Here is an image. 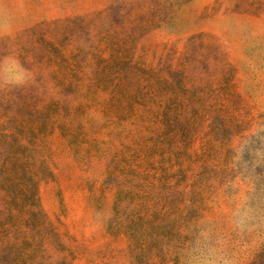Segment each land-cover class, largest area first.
Returning <instances> with one entry per match:
<instances>
[{
  "label": "rangeland",
  "instance_id": "1",
  "mask_svg": "<svg viewBox=\"0 0 264 264\" xmlns=\"http://www.w3.org/2000/svg\"><path fill=\"white\" fill-rule=\"evenodd\" d=\"M0 264H264V0H0Z\"/></svg>",
  "mask_w": 264,
  "mask_h": 264
}]
</instances>
